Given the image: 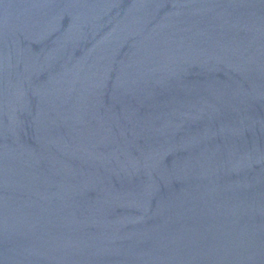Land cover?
Instances as JSON below:
<instances>
[{"label": "water", "instance_id": "1", "mask_svg": "<svg viewBox=\"0 0 264 264\" xmlns=\"http://www.w3.org/2000/svg\"><path fill=\"white\" fill-rule=\"evenodd\" d=\"M0 264H264V0H0Z\"/></svg>", "mask_w": 264, "mask_h": 264}]
</instances>
